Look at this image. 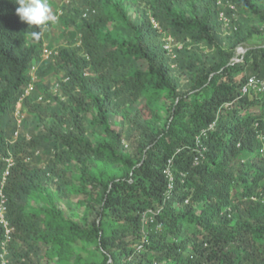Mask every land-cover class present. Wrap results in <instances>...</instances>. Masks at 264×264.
I'll return each instance as SVG.
<instances>
[{
	"label": "trees",
	"instance_id": "obj_1",
	"mask_svg": "<svg viewBox=\"0 0 264 264\" xmlns=\"http://www.w3.org/2000/svg\"><path fill=\"white\" fill-rule=\"evenodd\" d=\"M18 6L0 0V264H264V0H64L44 26Z\"/></svg>",
	"mask_w": 264,
	"mask_h": 264
},
{
	"label": "built area",
	"instance_id": "obj_2",
	"mask_svg": "<svg viewBox=\"0 0 264 264\" xmlns=\"http://www.w3.org/2000/svg\"><path fill=\"white\" fill-rule=\"evenodd\" d=\"M175 45H177L179 47L182 46L179 43H175L173 37L169 36L168 37V42L166 43L165 47H166L168 53L173 58L175 56L174 55V51H173V49H174L173 47ZM45 53L48 56L51 53L50 49H45ZM174 66H176V64H174ZM258 83H259L258 80H256L255 78H251L249 83L244 87V91L245 92L249 91L250 87H257ZM261 85H262L261 88H264V80L261 82ZM32 87H33V85H30V87L27 89V93L30 92ZM21 103H22L21 101L18 103L17 112H16V116H17L18 124H19V129H17L15 131V134H14V138L15 139H17L20 136V133H21V127H22V116H21V112H20ZM212 127H213V125H212ZM204 150H205V147L202 146V144H199L198 148H197V152L199 154H198V156L195 159V163L196 164L200 162V156L204 155V153H203ZM6 161L8 162V166H7V169L5 170V172L3 174L2 186H1V189H0V195L2 197L1 204H0V221L4 224L5 230H6V241H5V243L8 242L11 239L12 227L10 226L9 221L6 218L7 207H6V204H5L6 197H5V194H4V187H5V184H6V181H7V177L10 174V168L14 164V159H13V157L10 156V157L6 158ZM165 173H166L167 177L169 178V184H168V188L166 190L165 196H166V198H169L172 195L173 189L175 188V177H174V173H173V170H172V160L169 161V164H168V166L165 169ZM187 202H188V200H187ZM160 211H161V209L155 210V209L149 208L144 213L145 222L147 223L148 220L149 221H153L154 220L153 216H155L158 213H160ZM5 253H6V250H5ZM1 256L3 258L2 264H7L8 260L4 259L5 258V254L3 253V254H1Z\"/></svg>",
	"mask_w": 264,
	"mask_h": 264
},
{
	"label": "clouds",
	"instance_id": "obj_3",
	"mask_svg": "<svg viewBox=\"0 0 264 264\" xmlns=\"http://www.w3.org/2000/svg\"><path fill=\"white\" fill-rule=\"evenodd\" d=\"M15 3L19 5L16 8L17 15L23 22L27 23L30 26H44L49 21L54 19L49 0H15ZM31 35L34 38L38 39L40 33L33 31ZM45 49H50L51 51V53L48 56L45 53ZM54 54H58V50H56V47L53 46L51 47L49 43L46 42L42 53V57L48 59ZM32 68L34 71H36L37 65L36 64L33 65ZM33 76L35 78V74ZM23 119L24 118L22 116V125H23Z\"/></svg>",
	"mask_w": 264,
	"mask_h": 264
},
{
	"label": "rangeland",
	"instance_id": "obj_4",
	"mask_svg": "<svg viewBox=\"0 0 264 264\" xmlns=\"http://www.w3.org/2000/svg\"><path fill=\"white\" fill-rule=\"evenodd\" d=\"M49 2L51 4L52 11L55 13H58L62 7V3L64 2V0H49ZM133 14H134V16H136L135 12H133ZM54 30L58 31L59 27H56V29H54ZM46 41H47V43H49L50 38H48ZM23 118H24L23 119L24 120V126H22L23 132L31 133L32 129L34 128V120H33L32 114L29 112L28 113L26 112L24 114ZM116 121L118 122V124H116V126H119L121 128V126H120L121 118L119 116H117ZM126 143L131 144L128 140L126 141ZM66 202H67V200L64 198L63 200H60V205L63 206L66 204ZM35 264H46V262L43 261L42 257H41V259H35Z\"/></svg>",
	"mask_w": 264,
	"mask_h": 264
}]
</instances>
